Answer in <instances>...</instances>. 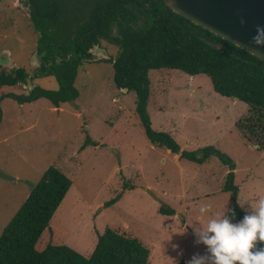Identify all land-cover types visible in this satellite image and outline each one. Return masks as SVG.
Masks as SVG:
<instances>
[{
    "label": "rangeland",
    "instance_id": "rangeland-1",
    "mask_svg": "<svg viewBox=\"0 0 264 264\" xmlns=\"http://www.w3.org/2000/svg\"><path fill=\"white\" fill-rule=\"evenodd\" d=\"M25 2L21 1L23 9ZM71 2L83 5L84 14L90 10L88 0ZM20 24L11 0H0V50L10 51L0 53V71L26 67L31 74L39 64L38 54ZM103 46L98 45L106 49ZM114 51H93L75 79L77 98L59 107L44 97L22 104L12 97L1 99L0 235L43 172L53 166L72 183L37 250L66 244L89 256L98 234L111 227L149 248L147 264H188L194 255L207 254L206 245L190 244L197 241L195 230L207 219L200 215V206L211 205L214 212L227 216L233 207V192L224 190L230 168L220 155L229 157L236 168L233 183L241 189L237 197L243 211L251 214L253 203L264 195V151L245 141L237 129L249 107L215 92L203 73L151 70L147 100L151 127L170 134L181 149L210 146L220 154L214 152L200 164L178 158L150 143L135 111V92L117 88L112 65L99 61ZM36 85L58 86L54 76L28 78L0 86V95L28 94ZM86 137L90 142L81 149ZM113 198L115 202L104 205ZM161 205L176 213H159ZM186 218L189 227L181 223Z\"/></svg>",
    "mask_w": 264,
    "mask_h": 264
},
{
    "label": "trees",
    "instance_id": "trees-1",
    "mask_svg": "<svg viewBox=\"0 0 264 264\" xmlns=\"http://www.w3.org/2000/svg\"><path fill=\"white\" fill-rule=\"evenodd\" d=\"M25 1L37 35L39 64L31 74L26 67L1 70L0 86L47 76H54L58 86L48 89L36 85L28 94L8 92L0 95V101L12 97L22 104L44 97L59 107L76 99L75 79L92 58L91 49L108 41L110 44L103 46L107 53L115 51L101 60L112 65L117 88L135 92V111L153 145L199 164L210 154L218 153L210 146L195 151L181 149L170 134L151 127L147 112L149 72L175 69L191 76L203 73L215 92L245 102L249 110L238 120L237 128L247 141L258 145L259 150L264 149V62L257 56L172 11L162 0H88L90 10L85 14L81 10L83 5L71 0ZM1 118L0 107V123ZM89 142L86 137L81 149ZM220 156L230 168L224 186V190L233 192V207L228 216L233 222L242 221L246 213L237 203L232 160ZM71 183L56 167L50 166L43 172L0 235V264H146L149 248L139 238L111 227L98 234L89 256L66 244H47L37 250V243ZM116 198L104 205L112 204ZM159 212L173 215L175 210L161 205ZM257 248H264V243L258 242Z\"/></svg>",
    "mask_w": 264,
    "mask_h": 264
},
{
    "label": "clouds",
    "instance_id": "clouds-1",
    "mask_svg": "<svg viewBox=\"0 0 264 264\" xmlns=\"http://www.w3.org/2000/svg\"><path fill=\"white\" fill-rule=\"evenodd\" d=\"M253 42L264 46V27L257 26ZM252 208L251 214L233 223L225 213L214 212L211 205H201L199 213L207 219L195 230L196 243L206 245L207 254L194 255L188 264H264V248H257L258 242L264 243V195Z\"/></svg>",
    "mask_w": 264,
    "mask_h": 264
},
{
    "label": "water",
    "instance_id": "water-1",
    "mask_svg": "<svg viewBox=\"0 0 264 264\" xmlns=\"http://www.w3.org/2000/svg\"><path fill=\"white\" fill-rule=\"evenodd\" d=\"M162 1L172 11L242 47L264 62V46L253 42L257 26L264 27V0Z\"/></svg>",
    "mask_w": 264,
    "mask_h": 264
},
{
    "label": "crops",
    "instance_id": "crops-1",
    "mask_svg": "<svg viewBox=\"0 0 264 264\" xmlns=\"http://www.w3.org/2000/svg\"><path fill=\"white\" fill-rule=\"evenodd\" d=\"M11 3H12V5H14L16 8H17V10H18V14H20V17L22 18V24L23 25H21L20 24V29H23V30H25V31H27L28 32V35H29V39H30V41H31V46H32V48H34L33 49V51L34 50H36V44H37V35L35 36L34 34H36L35 33V31L33 30V28H32V25H31V21H30V19H29V14H28V12H27V9H23L22 8V5H21V2L19 1V0H11ZM33 32H34V34H33ZM100 50V51H102V53H106V49H104V48H102V49H100L99 47H98V45H96V46H94V48H92L91 49V52H92V54H94L93 53V51H95V50H98V49ZM9 52L10 51H8L7 49H3V51L2 50H0V53H2V54H9ZM35 52H37V51H35ZM32 53V52H31ZM34 53V52H33ZM35 54V53H34ZM31 55V54H30ZM104 58H107V57H105L104 56ZM102 59V58H101ZM100 58H99V61H103V60H101ZM112 77H113V75H112ZM122 89H124V88H121L120 90L122 91ZM125 90H126V88H125ZM124 93H127V92H124ZM233 99H236V98H233ZM238 100V99H237ZM238 129V128H237ZM239 130V129H238ZM239 132H240V134H241V131L239 130ZM242 136V135H241ZM243 137V136H242ZM244 138V137H243ZM245 139V138H244ZM245 141H246V139H245ZM249 142V141H248ZM151 143V142H150ZM152 144V143H151ZM254 145H256V144H254ZM155 146V145H154ZM256 146H258V145H256ZM156 147H158V146H156ZM168 151H170V149H168ZM263 151H264V149H263ZM171 152V151H170ZM176 157H178V158H180V156H179V154H177V153H173ZM178 155V156H177ZM236 170V168H234V171ZM236 172V171H235ZM235 172H234V175H235ZM240 192H241V189H238V195L240 194ZM237 203L239 204L240 203V196H238L237 197ZM159 208H160V206H159ZM229 211V210H228ZM159 212V211H158ZM245 212V211H244ZM160 213V212H159ZM175 213H176V211H175ZM246 213V212H245ZM162 214V213H161ZM227 214H228V212H227ZM249 214V212H247L246 213V215H248ZM163 215H165V214H163ZM229 217V216H228ZM233 222V221H232ZM238 222H240V221H238ZM238 222H233V223H238ZM181 223L183 224V225H187L188 227H189V223H188V219L186 218V220L185 221H183L182 219H181ZM41 240V239H40ZM40 240H39V242H40ZM38 242V243H39ZM95 242H97V240H95ZM37 243V244H38ZM144 244V243H143ZM190 244L191 245H196L197 243H196V238H194V240L192 241V242H190ZM95 245H96V243H95ZM95 247V246H94ZM92 253V252H91ZM151 257H150V254H149V257H148V260L150 259ZM148 262V261H147ZM147 264V263H146Z\"/></svg>",
    "mask_w": 264,
    "mask_h": 264
}]
</instances>
